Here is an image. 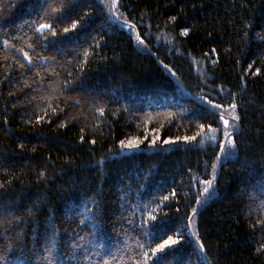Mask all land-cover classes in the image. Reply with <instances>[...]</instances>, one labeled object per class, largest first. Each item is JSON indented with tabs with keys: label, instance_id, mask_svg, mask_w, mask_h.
<instances>
[{
	"label": "trees",
	"instance_id": "16d2710c",
	"mask_svg": "<svg viewBox=\"0 0 264 264\" xmlns=\"http://www.w3.org/2000/svg\"><path fill=\"white\" fill-rule=\"evenodd\" d=\"M113 1L0 0V264H264V0Z\"/></svg>",
	"mask_w": 264,
	"mask_h": 264
},
{
	"label": "rangeland",
	"instance_id": "374dc122",
	"mask_svg": "<svg viewBox=\"0 0 264 264\" xmlns=\"http://www.w3.org/2000/svg\"><path fill=\"white\" fill-rule=\"evenodd\" d=\"M100 2H102L105 6H106V9L108 10V12H113L112 9H113V6H114V1L113 0H99ZM226 121H229L231 122L230 120H226Z\"/></svg>",
	"mask_w": 264,
	"mask_h": 264
},
{
	"label": "snow or ice",
	"instance_id": "6c2138e0",
	"mask_svg": "<svg viewBox=\"0 0 264 264\" xmlns=\"http://www.w3.org/2000/svg\"><path fill=\"white\" fill-rule=\"evenodd\" d=\"M42 27H46V26L42 25ZM225 123H227V121H225ZM208 183L210 184V182H208ZM205 191H207V188L205 189ZM165 243H166V245H168V244H175L177 242L170 239V241L165 242ZM161 247H164V245H162Z\"/></svg>",
	"mask_w": 264,
	"mask_h": 264
}]
</instances>
